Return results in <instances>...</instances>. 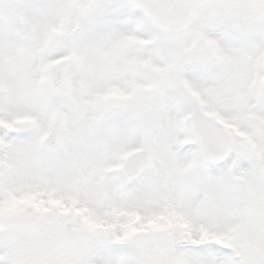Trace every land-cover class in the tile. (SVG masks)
Returning a JSON list of instances; mask_svg holds the SVG:
<instances>
[{
	"label": "snow or ice",
	"instance_id": "1",
	"mask_svg": "<svg viewBox=\"0 0 264 264\" xmlns=\"http://www.w3.org/2000/svg\"><path fill=\"white\" fill-rule=\"evenodd\" d=\"M0 264H264V0H0Z\"/></svg>",
	"mask_w": 264,
	"mask_h": 264
}]
</instances>
